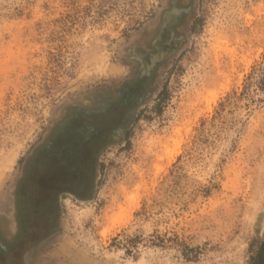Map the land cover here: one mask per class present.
Here are the masks:
<instances>
[{
    "label": "rangeland",
    "instance_id": "374dc122",
    "mask_svg": "<svg viewBox=\"0 0 264 264\" xmlns=\"http://www.w3.org/2000/svg\"><path fill=\"white\" fill-rule=\"evenodd\" d=\"M167 1L0 0V214L17 200L29 225L0 264H259L264 0H183L182 45L125 135L93 152L88 190L33 193L66 112L126 75Z\"/></svg>",
    "mask_w": 264,
    "mask_h": 264
},
{
    "label": "flooded vegetation",
    "instance_id": "af4514ba",
    "mask_svg": "<svg viewBox=\"0 0 264 264\" xmlns=\"http://www.w3.org/2000/svg\"><path fill=\"white\" fill-rule=\"evenodd\" d=\"M156 8L159 9L156 6L152 10L149 24L135 33L126 47L130 63L124 66L126 75L91 94L85 105L72 106L64 121H60L49 146L34 160L29 171L32 177L39 178V183L33 185L36 198L44 195L45 202L51 205L54 195L88 190L85 176L93 152L124 136L140 107L151 96L163 66L182 45L181 26L188 5L183 0H168L158 11ZM14 203V220L5 219V223V216L0 214L1 259L18 252L23 240L29 237V225L23 217L26 209L17 200Z\"/></svg>",
    "mask_w": 264,
    "mask_h": 264
},
{
    "label": "trees",
    "instance_id": "16d2710c",
    "mask_svg": "<svg viewBox=\"0 0 264 264\" xmlns=\"http://www.w3.org/2000/svg\"><path fill=\"white\" fill-rule=\"evenodd\" d=\"M182 244H183V243H182ZM185 249H189V247H188V245H185V244H184V245H183V251H182V254H183L184 256L186 255V254L184 253V250H185ZM257 257H258V259H259L260 255H259V256L257 255ZM258 259H257V260H258ZM258 261H259V264H264V256H263V257L261 256V259L258 260ZM253 264H257L256 261H255Z\"/></svg>",
    "mask_w": 264,
    "mask_h": 264
}]
</instances>
